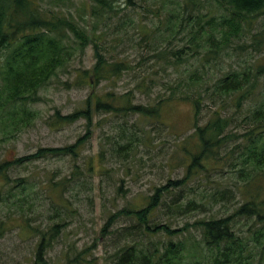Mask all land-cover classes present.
Here are the masks:
<instances>
[{
  "label": "rangeland",
  "instance_id": "rangeland-1",
  "mask_svg": "<svg viewBox=\"0 0 264 264\" xmlns=\"http://www.w3.org/2000/svg\"><path fill=\"white\" fill-rule=\"evenodd\" d=\"M39 1L46 11L65 16L85 29L89 37L92 38L95 31L109 58L130 59L135 70L125 72L116 81H102L98 85L93 82V85L84 87L74 86L76 75L82 69L93 67L94 48L89 45L81 50L74 35L65 29L63 32L67 37L66 42L71 47L65 65L40 89V101L29 103L21 110L7 102L3 72L9 51H4L0 55V98L3 103L0 107V163L34 154L39 148L62 147L74 143L85 133L86 121L81 119L72 125L53 127L52 116L57 111L62 115L70 114L81 108L91 94L103 97L109 91L117 94L128 93L135 90L136 83L143 77H153L155 82L146 94L136 92L135 102L149 105L166 96L172 85L181 83L183 87L189 86L194 79L190 78L193 73L200 77L203 88L209 89L210 97L218 80L232 73L250 72L252 79L256 77L255 88L249 90L250 97L242 103L241 108L237 110L236 107L238 94L219 98L216 102H211L205 96L207 98L202 105L204 120L201 122L205 123L214 112L222 110L223 116L233 119L231 130L235 133L242 135L249 130V126L242 119L264 101V52L255 53L252 48H241L252 45L256 40H262V36L258 34L264 32V17L257 21L253 29L246 28L243 36L235 39L228 48L224 47L217 60L209 58L208 61H203L207 48L200 50L201 56H192V51L187 49L186 53L190 55L187 63L160 66L151 58L153 52L142 42L143 35L138 27L145 26L148 32H155L156 36L167 35L168 13L179 10L185 0H136L140 7L135 9L125 7L123 3L119 17L115 20L108 19V13L102 18L96 16L93 13L94 0ZM199 5V9L208 14L205 19L222 13L216 0H200ZM123 16L127 22L122 27L116 26L119 18ZM181 16L180 11L179 17ZM128 17L135 21V25L128 21ZM179 22L180 18H177L176 23ZM185 26L181 29V34L172 40V44L164 42L155 45L170 46L176 50L192 46L189 35L191 26ZM157 38L161 40L162 36ZM140 61L142 65H138ZM68 83L72 85L69 86ZM23 110L27 114L24 115ZM18 118L20 119L15 121ZM162 120L169 128L157 124L155 120H152L154 123L142 120L137 115L115 117L98 112L94 115L93 134L78 159L41 158L10 169L8 175L11 182L3 187L8 198L0 205V219L5 220L6 226L12 228L0 238V264H35L32 257L41 232L50 231L55 225L59 226V234L46 255L47 264H67L68 258L74 259L86 249L88 252L80 261L85 259L91 264H114V254L125 242L115 234H107L106 237L102 235L101 230L108 217L128 203H135L141 195L151 194L154 186H159L168 179L182 178L184 175L180 164L184 154L179 151L178 146L180 140L192 133V104H172L163 112ZM125 137H128V141L132 139V150L120 155L117 152L118 143H125ZM238 145L242 146L241 150L235 148ZM246 146L247 142L241 139L228 143L227 149L221 151L223 160L219 167L226 172L224 175L216 173L213 170L214 165L208 163L211 166L210 179L219 181L221 188L234 190V199L229 197L227 201L216 202L211 197L216 185H211L207 182L208 179L195 180L192 186L196 190L187 192L186 198H193L198 202L204 199L207 203L206 210L178 218L163 216L161 221L171 222L174 228H180L186 223L232 216L245 201L242 190L246 184L239 177L238 171L242 167L240 163ZM233 162L239 164L236 170L231 168L230 163ZM89 164L94 168L91 173L86 171ZM257 176L251 193L255 198L264 200V172ZM65 178L69 180L65 190L56 195L52 194L50 183ZM14 180L19 182L15 183ZM118 187L123 189L120 193L117 192ZM10 189L11 194H8ZM8 217H12L11 221ZM129 223L121 218L111 229L114 232ZM232 225L236 236L245 243L246 260L251 264H264V238L257 236L259 229L264 227V222L237 217ZM160 238L163 239V236L153 240L159 241ZM179 239L189 246L183 253L181 264H216L215 253L192 247L202 239L199 228H191L190 232L173 238L175 242ZM136 241L143 246H150V240L144 236L137 237Z\"/></svg>",
  "mask_w": 264,
  "mask_h": 264
},
{
  "label": "trees",
  "instance_id": "trees-1",
  "mask_svg": "<svg viewBox=\"0 0 264 264\" xmlns=\"http://www.w3.org/2000/svg\"><path fill=\"white\" fill-rule=\"evenodd\" d=\"M216 1L222 13L219 16L213 15L205 19L208 14L199 9L200 0H185L179 10L168 13L167 35L160 34L161 40L157 38L159 36H156L155 32H148L145 26L138 27L143 35L141 40L152 50L151 58L156 64L164 66L172 63L177 66L181 62L187 63V58L190 56L186 53L187 49L192 51V56H201L200 50L207 48L203 61H208L209 58L217 60L224 51V47L228 48L235 39L243 36L246 28L253 29L257 21L264 17V0ZM94 3L93 13L96 16L102 18L108 13V19L112 20L119 17L123 3L127 8L135 9L139 6L136 0H94ZM180 11L182 12L181 17H179ZM49 12L41 7L39 0H0V55L4 51H9L3 72L7 102L24 109L29 103L40 101V89L57 75L58 69L67 61L66 56L70 54L71 47L67 44V37L63 32L65 29L70 30L74 35L81 50H85L89 45H93L94 48L93 67L82 69L80 74L76 75L74 86L84 87L93 85V82L94 85H98L102 81H116L125 72L130 73L135 70L130 59L109 58L95 31L91 38L85 29L80 28L72 20L59 16L54 11ZM177 18H180L179 23H176ZM128 21L135 25V21L130 17ZM118 22L116 26L122 27L127 22L125 16L119 18ZM185 25L191 26L189 35L192 46L176 50L170 46L155 45L164 42L172 44V40L181 34V29ZM258 35L262 36V40H256L250 46L244 45L241 49L252 48L255 53L264 52V32ZM138 65H142V61ZM190 78L194 79L189 86L183 87L181 83L170 86V92L160 97L154 104L135 102L136 92L146 94L155 82L153 77H143L136 83L135 90H130L128 93L117 94L115 91H109L103 97H95L91 94L84 101V105L74 112L62 115L57 111L52 116L51 126L72 125L82 119L86 121L85 133L72 144L39 148L34 154L17 158L12 162H1L0 205L8 198L3 187L10 184L8 172L13 167L48 157L78 159L93 134V120L96 113L103 112L115 117L137 115L142 120H155L157 124L169 128V125L162 120L163 112L174 103H191L194 111L192 133L180 140L178 146L179 151L184 154L180 162L184 169L183 177L168 179L165 183L154 186L151 194L138 195L140 197L135 203H128L116 212H112L101 233L104 237L107 234H115L125 242L116 250L114 264H181L183 253L189 246L184 240L179 239L175 242L173 238L190 232L191 228H199L202 237L201 241L195 242L192 247L199 250L207 249L215 253L214 262L216 264H251L244 256L245 243L242 238L236 236L232 224L237 217L264 222V200L255 198L251 193L255 178H258L257 175L260 172H264V101L242 119V122L249 126V130L242 135L231 130L233 119L223 116L222 110L214 112L205 123H201L204 120L202 105L209 97V89L203 88L197 73L191 74ZM255 80L256 77L252 79L250 72L229 74L215 84L209 97L210 101L216 102L219 98L238 94L236 100L238 110L242 103L250 97L249 90L255 88ZM2 106L0 98V107ZM23 112H25L24 115L27 114L26 110ZM125 139V143H118L117 152L120 155L132 150V139L129 141L128 137ZM241 139L247 142V146L246 151L243 149L244 153L240 163L242 167L238 173L241 180L245 181L246 185L242 190V195L245 193L246 196L243 195L245 201L235 213L229 217L186 223L180 228H174L171 222L163 223L161 221L163 216L178 218L192 212L206 210L207 203L204 199L198 202L193 198H186L187 192L196 190L192 186L195 180L208 179L207 182L216 185L211 194L216 202L227 201L229 197L234 199V190L221 188L219 181L210 179L211 166L208 163L214 165L213 170L216 173L226 174L224 169L219 167V163L223 160L221 151L227 149L228 143ZM235 148L241 150L242 146L238 145ZM230 164L233 170H236L239 165L236 162ZM93 169L91 164L86 166V171L89 173ZM2 180H4L3 183ZM14 182L19 181L14 180ZM68 182L67 178L59 182H51L50 191L52 194H59L65 190ZM122 190V187L117 188L118 193ZM8 194H11V189L8 190ZM121 218L130 223L113 232L111 228ZM7 219L11 221L12 217ZM6 223L5 220L0 219V238L12 228L6 226ZM58 234V225L50 231L41 232L32 257L35 264H47L46 255ZM139 236L149 239L150 246L138 243L136 238ZM161 236L163 239L153 240ZM257 236L264 238V227L259 229ZM87 252L88 249L79 253L74 259L68 258L67 264L72 262L91 264L85 259L79 260Z\"/></svg>",
  "mask_w": 264,
  "mask_h": 264
}]
</instances>
